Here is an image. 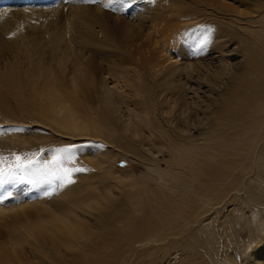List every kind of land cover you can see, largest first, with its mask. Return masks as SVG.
<instances>
[{
    "label": "rangeland",
    "instance_id": "1",
    "mask_svg": "<svg viewBox=\"0 0 264 264\" xmlns=\"http://www.w3.org/2000/svg\"><path fill=\"white\" fill-rule=\"evenodd\" d=\"M97 1L0 0V83H4L1 87L3 95L0 94V154L11 158L12 153L23 155L43 148L46 151L42 156L49 159L51 153L48 150L77 145L75 166L87 169L74 175V184L58 189L51 196L46 197L39 189L25 184L10 189L13 195L0 201V264H257L256 260L264 251V229L250 232L252 224L247 220L240 221L238 226L229 225L232 214L239 221L243 219L241 210L249 212L250 195H253L251 203L257 195L250 187L255 179L250 176L252 171L248 167V174L241 181L248 160H242L239 168L231 167L227 172H221L223 164L231 166L234 160L230 156L232 161L221 160L226 152L214 153L212 141L215 136L218 142L216 135L224 137L236 126L235 122L234 126L229 123L225 97L244 84L242 76L246 67L240 56L230 55L229 65H222L218 57L221 51L226 53L237 45L235 36L228 32L220 18L217 20L212 13L206 12L205 4L193 0H135L124 11H120L118 5L111 6L109 0ZM252 1L242 0L237 4L244 11ZM229 3L231 8L222 13L217 10L218 15H227L236 4L232 0H214L216 6ZM173 6L177 7L176 18L182 25L171 31L169 51H162L158 42L156 52L162 51L160 55L179 63L173 79L181 84L175 87L174 94L166 97L163 107L160 106L162 118L157 120V116L152 119L154 123L140 125L136 139L128 143L126 133L117 127L121 138L113 144L105 138L72 135L66 126L55 130L52 123L32 113L31 108L27 112L18 109V70L23 65L20 59L25 61V56L29 59L30 54L36 55L30 43L39 58H46L53 32L71 47L67 28L75 34L93 37L98 25H84L79 20V15L91 7L117 16L114 28L121 35H131L135 32L133 25L142 20H138L139 16L153 15ZM147 22L148 19H144L139 24L143 28L136 27L146 32ZM200 27L210 29L209 42L203 51L197 52L185 43L184 33ZM108 32H112V27ZM110 49L107 44L102 46L97 66L108 56ZM195 62L210 63L212 69L206 73L201 68L188 70V63ZM10 69L14 72L10 73ZM5 73L6 78L2 79ZM96 91L107 102L111 89ZM114 100L116 106L109 108H114L118 118H127L120 100L116 96ZM27 103H31L30 97ZM263 104L257 109V119L264 114ZM139 137L144 139L141 141ZM175 140L180 142L179 146H169ZM185 149L197 153L199 150L204 156L212 154L210 165H202V170L197 173L194 169L195 173L190 172L178 156L180 150ZM216 172L213 183L211 176ZM227 176H230L228 181ZM60 203L76 211L78 218L72 219L67 210L58 212ZM46 211L62 221L67 231L72 220L77 229L86 228L85 234L78 238L69 236V243L59 241L55 248L45 243L43 249H38L37 245L32 250V235L39 229ZM255 211L260 210L256 208ZM18 218L22 223H17ZM14 227L20 230L22 242L12 250L8 232ZM17 238L19 235L15 240ZM249 239L251 245L244 252Z\"/></svg>",
    "mask_w": 264,
    "mask_h": 264
},
{
    "label": "bare ground",
    "instance_id": "2",
    "mask_svg": "<svg viewBox=\"0 0 264 264\" xmlns=\"http://www.w3.org/2000/svg\"><path fill=\"white\" fill-rule=\"evenodd\" d=\"M193 1L197 4H205L206 12L212 13L217 20L220 18L221 22L223 21L224 25H227L226 29L228 28V32L235 36L237 45L226 53L221 51L220 55H218L222 65L228 64L227 59H229L230 55H234L242 57L243 66L246 67V71L243 73L245 75L242 76V78H245L244 84L240 87L237 86L230 96L229 93L225 97L227 98L226 106H228L226 111L229 113L227 117L230 120V124L232 122L234 126V122L236 123L235 129L229 130L226 135L224 134V137L220 134L216 135L219 138L218 142L214 138L215 136H212V141L215 148L213 150L214 153L218 154L219 151L226 152L225 156L220 158L221 160L228 161L229 158L234 160L231 166L223 164L221 172L225 173L231 167L239 168L242 160H248L241 181L248 174L247 168L249 167L250 169L248 170L252 171L250 176L255 179L250 187L254 189V194L257 195H255V200L252 203L251 197L253 195H250L249 212L240 211L243 219L237 221L236 216L232 214L229 225L231 227L238 226L240 221L247 220L248 223L252 224L250 232L257 233L264 229V114L257 119V109L264 103V0L252 1L245 6L244 11H241V7L237 4V2L242 0H232L236 6H234L233 11L225 16L218 15L217 10L220 13L225 12L231 8V3L229 5L222 6L219 4L216 6L214 5V0ZM172 2L174 3V1ZM141 5L143 7L146 6L144 4ZM140 8L139 5V11ZM176 8L169 10L165 7L160 10L161 12L157 11L153 15L145 14V16L142 14L145 12L141 10L142 13H140L142 15L138 17V20L141 18L142 20L148 19L146 32L136 27L142 22L140 20L139 24L133 25V29H135L133 34L121 35L114 28L118 20L117 16L106 14L104 10L99 11L97 8L91 7V9L79 15V20L85 23L84 25H98L93 37L89 38L78 33L75 34L72 29L67 28L68 32L70 30L69 43L72 45L71 47L62 41L61 38L63 37L53 32L48 41V49L45 53L46 56H44L46 58H43V56L39 58L34 45L30 43V47H33L32 50H34L33 54L36 55L30 54L31 57L27 59L28 56L23 53L22 55L26 58L25 61H28L25 62L20 59L23 65L18 70V109L22 112H27V109L31 108L32 113L39 114L40 117L52 123L55 130H60L66 126V130L72 135L76 133L81 137L105 138L107 142L113 144L121 138V136L119 137V129L126 133L125 137H127L128 143L132 139H136L135 137L139 135L140 125L144 127V125L153 122L152 119L157 116V120L162 118L164 114L160 106L164 104L169 94H174L175 87H180L181 84L180 81L173 79L179 63L175 59L171 60V58L160 55V52L164 51L166 53L170 49L168 47H171L169 41L171 31L178 28L180 24L182 25L181 22L177 21ZM137 15L140 14L137 13ZM111 27L112 32H108ZM104 41H110V43ZM158 42H160L162 51L156 52V44ZM105 44L111 47L110 52L97 66L100 62L102 46H105ZM24 45L27 49L26 44ZM21 49L19 47V50ZM28 50L31 51L30 49ZM22 51L19 53L21 54ZM216 53L218 54V51ZM17 58H21V56L17 55ZM210 66V63L195 62L188 63L187 68L192 71L194 68H201L206 73L210 68L212 69ZM9 72L13 73L14 70L10 69ZM247 73L248 76H246ZM6 75L5 73L2 79H5ZM3 85V82L0 83L1 95H3L1 88ZM99 88L111 89V95L107 102L98 96L96 90ZM115 96L120 100L123 106L122 109L128 115H126L127 118L125 117V119L118 118V115L114 113V108H109L116 106L114 105ZM28 97L31 99L30 104L27 103ZM157 112L158 115H156ZM222 122L220 121L221 125H223ZM139 138L140 140L144 139L142 137ZM179 143V141L175 140L171 144L169 143V146H179ZM204 155L200 154L199 150L197 153L194 150L185 149V151L180 150L178 156L186 163L190 172L197 173L202 170V165L209 166L211 163L212 154ZM247 164L250 165L247 166ZM217 174L218 172L211 176L213 183ZM229 179L230 176H227L226 180L228 181ZM248 191L250 194V190ZM256 208L260 211L256 212ZM66 210L70 213L72 219L78 218L77 212L71 211L65 203H60L57 207L58 212ZM229 211L235 212L234 209H229ZM44 215V219L40 221L39 229L32 235V250L37 245L39 246L38 249H43L45 243H49L51 247L55 248L59 241L69 243V236L78 238L86 232L85 227L83 230L77 229L75 227L76 223L72 220L67 231L64 223L52 215L50 211H46ZM89 216L90 214L88 213L87 217ZM16 221L17 223H22L19 218ZM8 234L10 236V245L12 244L10 248L13 247V250L22 242L21 233L17 227H14ZM17 235H19V238L15 240ZM250 245L251 239L245 243L244 252H247ZM19 256L24 258L22 253H19ZM256 261L257 264H264V251Z\"/></svg>",
    "mask_w": 264,
    "mask_h": 264
},
{
    "label": "snow or ice",
    "instance_id": "3",
    "mask_svg": "<svg viewBox=\"0 0 264 264\" xmlns=\"http://www.w3.org/2000/svg\"><path fill=\"white\" fill-rule=\"evenodd\" d=\"M134 3L135 0H109V4L118 5L120 11L128 9ZM209 32L210 29L203 27L185 32V43L201 52L209 42ZM77 148V145H66L50 149L49 159L42 156L46 151L43 148L23 155L12 153L11 158L0 154V190H3L0 192V201L11 197L13 193L10 189L21 184L39 189L46 197L53 195L58 189L74 184V175L87 171L83 167L75 166Z\"/></svg>",
    "mask_w": 264,
    "mask_h": 264
}]
</instances>
